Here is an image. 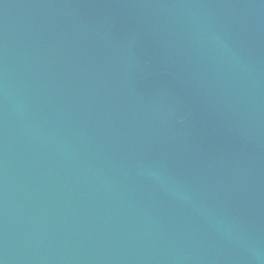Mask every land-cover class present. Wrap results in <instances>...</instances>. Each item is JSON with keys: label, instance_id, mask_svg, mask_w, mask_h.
Returning <instances> with one entry per match:
<instances>
[{"label": "water", "instance_id": "water-1", "mask_svg": "<svg viewBox=\"0 0 264 264\" xmlns=\"http://www.w3.org/2000/svg\"><path fill=\"white\" fill-rule=\"evenodd\" d=\"M0 264H264V0H0Z\"/></svg>", "mask_w": 264, "mask_h": 264}]
</instances>
